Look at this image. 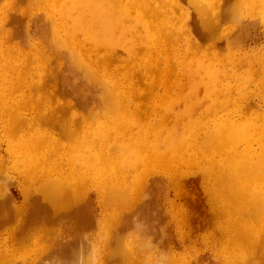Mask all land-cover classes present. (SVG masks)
<instances>
[{
    "label": "bare ground",
    "instance_id": "6f19581e",
    "mask_svg": "<svg viewBox=\"0 0 264 264\" xmlns=\"http://www.w3.org/2000/svg\"><path fill=\"white\" fill-rule=\"evenodd\" d=\"M59 1L62 2L61 15L63 18L67 20L72 17L67 14L70 11H76L78 17L72 18L71 25L58 24L60 31L65 32L63 45L68 51L64 53H59V51L55 53V57L59 58L61 55H67L70 63H68V72H62L58 79L54 77L55 81L52 82L53 89L56 92L58 91L57 93H60V96L61 94L63 97L70 95L75 101L73 105H76L81 111L70 110L71 106L66 101L67 103L62 102L64 103L63 110L66 111L69 108V114L64 113L66 116H63V114L46 115L44 120L46 125L51 124L56 131H61L67 136L81 133L79 131L85 132L81 134L79 139H76V144L72 146V152L62 147L63 145L58 147L59 145L55 146L54 143L52 144V142L47 141V145L43 146V149L38 152L42 154L39 159L34 154L28 155L29 149L34 146L29 143L33 140L35 142L36 140H39V142L41 140L40 146L44 145L46 143L45 140H47L45 137L47 132L45 131L49 132L54 130H48L47 127H43L39 118L36 117L25 118L23 123L15 122V118L12 117L13 110L5 109V117L2 112L4 107L0 105V121L4 129L15 126L20 128L23 126L28 128L27 131H37L34 135H30L31 138L24 141L25 143H18L20 148H15V150L11 151L12 157L17 153L24 152L27 154L26 158L30 159L36 165L37 162L54 161L58 163L55 159L58 160L59 155L61 157H71L73 155L72 159H74V167L76 168L74 169L76 175L72 178L65 176L63 174L64 172L60 169L61 167L59 168V173L56 175L43 174L45 176L43 181L31 185L30 189L23 193L22 203L18 208L20 211L26 210V207L29 205L31 209L27 220V214H25V219L21 221L22 232L20 234L23 235H21V238L24 237V233L37 231L38 227H43L42 224L45 225L46 222H49L51 225L49 223L47 224L51 227L57 223L65 224L67 218L70 222L67 225V230L76 234L84 232L91 227L94 228L96 223L94 211L91 207V200L90 198L85 199V194L82 195L81 192L84 179L98 184L101 194L107 195L105 203L111 202L110 204L119 207L121 204H125L127 200L124 196L126 192L128 191L132 196L136 195L142 189L145 179L156 182L157 180L161 181V176H164V178L169 176L170 185L174 187L175 195L184 200L183 203L171 200L173 207H175L180 216L177 219V223L185 224L193 231L194 227L201 226L203 221L204 223L210 222L209 220L212 219L210 215L204 214L205 216H201L200 214L202 210L206 211V204L211 203L214 199H219L222 201V211L226 215L227 220L224 223L223 229L225 230V234L228 235V237L225 236L228 238L226 244L228 247H232V249L227 248L228 254L232 253V261L224 262V264H264V181L257 183L259 182L258 180L252 179V174L257 172L258 168H264V113L259 111L255 112L254 110L251 115H242L239 112L240 110H234L237 113L218 114L215 108L214 110L211 108L214 115H210L205 113V111H208L207 108H204L203 112L197 109L198 101L191 103V96L196 95L201 86L207 88L208 91L214 88L222 91L230 87L227 86L228 83H224L225 86H223L222 80L229 81L228 78H233L237 82L238 87H243L248 79H245L242 75H238L234 69L221 68L218 70L212 69L214 72L216 71V77L212 80V75H214L212 70L209 67H203L200 70H196V72L206 71L208 72H205L206 76L198 74L200 79H197L195 76L197 82L192 83L194 79L190 70H188L186 71L190 79L188 94L181 96L180 99L173 98L174 100L170 99L169 101H167L166 97L159 95L157 100L154 98L150 107H146V104L136 101L133 97L135 94L141 96L143 92L140 85H134V82L146 81L150 90V88L156 87V83L160 81L165 82L162 83L163 88H169L167 83L175 81V78H171L177 73L169 67L168 62H166L165 66H161L162 72L158 80L155 74L151 78L147 73L149 64L153 67L159 66L158 59L152 63H147L146 61L141 66L130 64L127 68L128 77L135 80L132 79L128 84L122 78L116 77L119 74L114 72L115 70H110L106 66L107 60L110 61L112 59L113 51L102 56L91 52L92 49L83 51L86 47L76 36L77 31H83L82 25L85 22L95 23L101 20L104 23L102 24V28L93 32L90 36V40L94 43H98L100 39L112 40L111 34L116 29L120 30L121 33L126 31L134 32L135 29L131 27L126 28L125 24L129 19H132L130 18L131 10L135 9L137 14L134 19L143 23L146 37L154 40L160 37L167 39L171 35V32L175 34L180 30H184L187 35V43L197 47L199 39L209 40L215 36V34L213 37L211 35L215 33L214 28L216 25L209 19L211 16L204 20L200 19L201 17L197 18L199 22L197 21L198 26L197 29L195 26V29L200 34L198 37L192 31V27L190 28L188 25V20L190 19L188 18V12H184L182 23L175 28H170L161 22L159 17L167 9H164L166 7L159 3V0ZM186 1L196 7L197 13H200L204 8L206 9L204 7L205 5L201 4L203 3L201 1ZM260 1L262 2V0ZM213 3L210 4L213 5ZM240 4L236 5L240 6ZM178 6L180 7L181 5L178 4ZM214 6H218V4H214ZM239 6H236L237 8L235 7L236 9L234 11L238 10ZM231 9L233 10V7L230 8V13ZM12 11L15 14L17 12ZM218 11L213 12L215 18L218 17L217 21H219L220 15L222 14L221 11ZM236 13L234 14L238 16V13ZM87 14L89 16L88 20H86ZM21 18H23V15L16 14L13 16V20L16 22H19ZM3 19L1 21L10 22V18L6 16ZM234 19L236 20L237 18L234 16ZM3 29L1 28L2 33L4 32ZM10 33L7 30L3 33L6 43L12 39L9 37ZM226 38L229 41L228 37ZM232 39L233 37L231 41ZM58 40H62L61 36H58ZM0 49L9 51L3 59V62L0 63L5 68L15 64V62H22L21 56L26 55L24 51L15 49L13 44L10 43L8 45H0ZM14 50H18V53L14 54ZM251 57L250 54L243 53L239 55L238 59L239 61L246 59L252 63L253 59ZM44 67L42 69L43 71L45 70ZM28 68V65L23 63V69L27 73H29ZM262 68H264V65ZM53 73L55 72L53 71ZM29 76V80H31L32 76ZM176 85L182 87L183 83L177 80ZM8 92L10 93L11 91L9 90ZM6 96L4 97L8 99V95ZM262 96L264 101V89ZM7 99H1L0 101H7ZM24 99L30 102L34 100V98L29 96H25ZM181 100L185 103L182 108L179 104ZM174 101L176 105L177 103L179 104V106L177 105L178 107H174ZM152 106L160 107L161 110L159 109L157 111ZM11 119L13 122L7 121ZM49 133V136H53L52 132ZM65 138L67 137L65 136ZM53 139H57L58 141V137H53ZM68 145L66 147L70 148L71 146L68 147ZM141 166L142 169L140 172H132L133 168ZM41 172H43V169H41ZM200 180L205 183V190H207L199 198L193 197L182 188L183 182L199 183L198 181ZM254 181L256 183H253ZM67 186H71L73 189H69ZM14 202V196L9 191H6L0 197V212L6 209V207H11ZM128 202L132 201L130 200ZM132 204L134 205V202ZM129 208L131 209V207ZM139 208L142 209L140 210L145 217L151 216L149 211L144 212L147 206H139ZM124 214L125 212H123V216L126 217L125 215L127 214ZM135 215L137 216V214ZM12 217L1 216L0 225L5 222L7 223ZM127 221L125 222L129 223L130 220ZM119 225L121 226V224ZM211 234H214V232L212 231ZM78 238L79 235L72 240L73 244H76L79 240ZM119 240L112 242L114 244L112 248H118V250L111 251L106 264H128L127 260H130V255L125 247H129V245L125 243L123 246V239ZM89 244L86 245L90 246V252H92V243ZM81 245L79 246V251L83 254V250H80ZM66 247L67 244L64 245L63 250L67 251ZM85 249L87 250L88 248L85 247ZM88 254L90 253L87 252L85 255ZM78 255L76 254V256ZM168 255L170 264H177L181 261L178 255ZM143 256L145 255L143 254ZM81 257V260H83L82 255Z\"/></svg>",
    "mask_w": 264,
    "mask_h": 264
},
{
    "label": "rangeland",
    "instance_id": "374dc122",
    "mask_svg": "<svg viewBox=\"0 0 264 264\" xmlns=\"http://www.w3.org/2000/svg\"><path fill=\"white\" fill-rule=\"evenodd\" d=\"M100 1L102 0H97V2ZM198 1L203 2L201 4L206 7V9L204 8V10L201 11L202 13H197L196 7L189 4L186 0H159V3L166 7L164 9H167L166 12L159 17L161 22L170 28H175L182 23L184 12H188V18L191 19L188 20V25L190 28L192 27V31H194L195 35L198 37L200 34L196 32L198 26L197 18L201 17L200 19L204 20L211 16L209 19L216 24L215 28L213 27L215 33L211 35L213 37L215 34L216 37L214 36L209 40L199 39L197 47L187 43V35L184 30H180L175 34L171 32V35L167 39L160 37L154 40L150 37H146L143 23L134 19L137 14L135 9L131 10L130 18L132 19H129L125 24L126 28L131 27L135 29L134 32L126 31L121 33L120 30L116 29L111 34L112 40L100 39L98 43H94L90 40V36L96 30H100L104 23H102V20L95 23H88L80 17L85 23L82 25L83 31H77L76 36L86 47L83 51L92 49L91 52L98 54V56L113 51L112 59L110 61L107 60L106 66H108L110 70H115L114 72L119 74V76L116 77L122 78L123 81L128 84L129 81L133 79L129 78L127 73V68L130 64L141 66L144 65L146 61L147 63H152L158 59L159 66L153 67L149 64L147 70L151 78L152 75L155 74L158 80L162 72L161 66H165L166 62H168L169 67L177 73L171 78H175V81L167 83L169 88H163L162 83L165 82L160 81L156 83L158 86L156 85V87L150 88V90L146 81L134 82V85H140L143 92L141 96L135 94L133 97L136 101L146 104V107H150L154 98L157 100L159 95L166 97L167 101H169L173 98L180 99L181 96L188 94V85L190 81L186 73L188 70H190L194 79L192 83H194L196 81L195 76L197 79H200L199 75L206 76V73H208L206 71L205 73L203 70L197 73L196 70L198 69L200 70L203 67H209L210 70L229 68L234 69L238 75H242L245 79H248L245 86H243L244 88L238 87L237 82L233 78H228L229 81L222 80V84L225 86L224 83H228L227 86L230 87L222 91L216 90L215 88L208 91L207 88L201 86L198 91L199 94L197 92L196 95H193L194 98L191 96V103L198 101L199 104L197 109L203 112L204 108H207L208 111H205V113L210 115H214V108L217 110L218 114L237 113L234 110H240L239 112L242 115H251L254 110L255 112L259 111L264 113V101L262 96L264 89V68H262L264 65V0H262V2L260 0ZM210 3H213V5L218 4V6L213 7ZM234 3L241 4L239 6L236 4L233 5ZM178 4L181 6L179 7ZM236 6H239L238 10L234 11V9L237 8ZM225 7L229 8L226 9ZM231 7H233V10L231 9L230 13ZM12 10L19 12H16V14L23 15V18H21L19 22L13 20V16L16 14ZM217 10L222 13L219 21H217L218 17L215 18L213 15V12H217ZM232 11L234 12L232 13ZM61 12L62 2L59 0H0V21L4 20L3 17L5 16L10 18V22H0V45H8V43H10L13 44L15 49H21V51L26 53L25 56H21L22 62H15V64L10 65L8 68L0 65V100L7 99L5 98L7 97L6 95L9 97L7 101H0V105L4 107L2 111L3 116H5L4 113L6 110H13L12 117L15 118V122L23 123L25 118L36 117L39 118L43 127H47L48 130H54L49 131L53 133V136H49L50 133L45 131L47 132L45 136L47 140H45L46 143H44V145L40 146L41 140L40 142L39 140H36V142L33 140L29 143L34 146L29 149L28 155L34 154L39 159L42 154L38 152L43 149V146L47 145V141L52 142V144L54 143L55 146L59 145L58 147L63 145L62 147L72 152V146L76 144V139H79L81 134L85 132L79 131L81 133L68 135V137L63 134V132L56 131L51 124L46 125L44 120L46 115L63 114V116H66L64 113H70V110L81 111L76 105H73L75 101L70 95L63 97L61 94V97L59 95L60 93H57L58 91L56 92L54 91L55 89H53L52 82L55 81L54 77L58 79L62 72H68V63H70L67 55H61L59 58L55 57V53L59 51V53L68 51L63 45V41H65V32L60 31L58 24L71 25L72 18L78 17L76 11L67 12L68 15L72 16L67 19L68 23L61 15ZM86 16V20H88V14ZM234 16L237 18L236 20ZM1 28H4L3 33H5L6 30L11 32L9 37L12 39L7 43L5 42L6 40L4 39ZM58 36H61V41L58 40ZM226 37H228L229 41H227ZM232 37L233 39L235 38V40L232 39L231 41ZM18 50H14V54L18 53ZM8 52V50L0 49V63L3 62ZM243 53L250 54L253 62L251 63L246 59L239 61L238 57ZM23 63L28 65L29 73L24 71ZM106 66L105 68H107ZM43 67L45 68L44 71L42 70ZM53 71L55 73H53ZM212 72L214 74L212 75V80H214L216 71L214 72V70H212ZM29 75L32 76L31 80H29ZM49 77L51 78L50 80ZM177 80L183 83L182 87L176 85ZM232 83L234 84L232 85ZM219 87L221 88V86ZM9 90L11 91L10 93L8 92ZM164 92H166V94H164ZM25 96L32 97L34 100L31 102L25 100ZM147 98L150 99L148 100ZM66 101L71 107L70 110L67 108L66 111H64L63 105L67 103ZM182 101L183 100L179 103L181 108L185 105ZM179 104L177 103L178 106ZM173 105L174 107H178L175 101ZM154 108H156L157 111H159V109L161 110L160 107ZM7 121L13 122L12 119ZM143 121L147 122L146 120ZM27 130L28 128L23 126L20 128L15 126L4 129L0 121V197L3 196L6 191H9L15 198V202L11 207H6V209L2 210L3 212H0V217H9L13 214V220L8 221L4 225H0V264H106L108 255L112 250L114 251L116 249L112 248V245H114L112 242H116L118 239H123V246L125 243L129 245V247H125L130 255V260H127L128 264H170L168 254L171 256L178 255L180 257L181 261L177 264H224V262H230L232 253L228 254L227 248L232 249V247H228L226 244L228 241L226 237H228V235L225 234V230L223 229L224 223H226L227 220L226 215H224L222 211V201L214 199L211 203L206 204V211L202 210L200 215L205 216L204 214H208L212 219L209 220L210 222L204 223L203 221L201 226H196V228L194 227V230L191 231L189 226L177 223V219L180 218V216L175 207H173L171 200H175L179 203H183L184 200L175 195L174 187L170 185L169 176L165 178L161 176V181L157 180L156 182L145 179L142 189L136 193V195L132 196L128 191L126 192L124 196L127 200L125 204H121L119 207L110 204L111 202L105 203L107 195L101 194L98 184L84 179L81 192L82 195L85 194V199L90 198L91 200V207L93 208L95 223L97 224L94 225V228L91 227L84 232L76 234L67 230V225L70 224L68 218L65 224L57 223L51 227V224L45 221L46 224H42L43 227H38V230L34 232H23L24 237L21 238V221L25 219V214H27V220L31 209L29 205L26 207V210L20 211L18 208L22 203L23 193L28 191L31 185L43 181L45 178L43 174L51 176L56 175L61 169L65 176H70L72 178L76 175L74 170L76 169L74 167V159H72L73 155L71 157H61V155H59L60 157H58V160L55 159L58 163L54 161L37 162L36 165H34L30 159L26 158L27 154L24 152L17 153L12 157L11 151L15 150V148H20L18 143H23L27 139H30V135L32 136L37 132ZM65 136L67 138H65ZM53 137H58L59 142L57 139H53ZM65 143L67 145L70 144L68 147H71L67 148ZM47 164L48 167L46 168ZM41 169H43V172H41ZM141 169L142 166L133 168L132 172L137 173L140 172ZM263 169L264 168H258L257 172L252 174L253 178H250L256 181L258 180L259 182L257 183L264 181ZM18 178L25 180L26 183H18L16 180ZM256 181L253 183H256ZM198 182L199 183L183 182L182 188L193 197L199 198L207 189L205 190L204 182L201 180ZM15 183L19 184L17 188L19 192L14 189V187L11 189V186ZM67 187L73 189L71 186ZM141 194H143L141 196L143 198L140 197ZM130 200L132 202H128ZM142 200L143 203L141 204ZM133 202L134 205L132 204ZM130 204L132 205L130 206ZM143 205L147 206L144 212L149 211L151 216H144L141 211L142 209L139 208V206L144 207ZM129 207H131V209ZM129 209L130 211H128ZM122 211L130 217L128 218L125 214L126 217H124ZM135 214H137V216ZM127 220H130L129 223H127ZM119 224H121V226ZM212 231L214 234H211ZM78 235V243L76 242V244H73L72 240H74L76 236L78 237ZM117 237L120 238L117 239ZM89 243H92L91 245L94 249H91L94 254L90 252V246H87L90 245ZM65 244H67V251L63 250ZM80 245V250H83V254L79 251ZM85 247L88 249L86 250ZM76 250L80 255H78ZM116 250H118V248ZM87 252L90 254L85 255ZM76 254L78 256H76ZM143 254L145 256H143ZM81 255L83 256V260H81ZM79 260L81 261L79 262ZM83 261L86 262L84 263Z\"/></svg>",
    "mask_w": 264,
    "mask_h": 264
},
{
    "label": "crops",
    "instance_id": "0c3cea01",
    "mask_svg": "<svg viewBox=\"0 0 264 264\" xmlns=\"http://www.w3.org/2000/svg\"><path fill=\"white\" fill-rule=\"evenodd\" d=\"M17 181H18V183L20 182V183H26V181L25 180H21L20 178H18V179H16ZM18 183H15L14 185H12L11 186V189H12V187H14V189H16L18 192H19V190L17 189L18 187H19V184ZM21 197V196H20ZM20 200H21V198H20ZM12 213V212H11ZM13 214H11L10 216H12ZM9 216V217H10ZM11 220H13V219H10V220H8V221H11ZM7 221V222H8ZM4 224H6V222L4 223ZM4 224H1V225H4Z\"/></svg>",
    "mask_w": 264,
    "mask_h": 264
}]
</instances>
